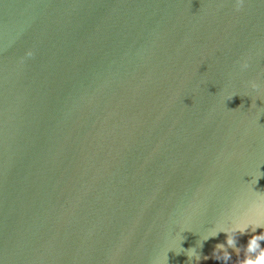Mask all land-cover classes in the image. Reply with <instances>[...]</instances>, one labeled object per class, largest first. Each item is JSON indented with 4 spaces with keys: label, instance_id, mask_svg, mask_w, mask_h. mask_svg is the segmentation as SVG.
<instances>
[{
    "label": "water",
    "instance_id": "95a60500",
    "mask_svg": "<svg viewBox=\"0 0 264 264\" xmlns=\"http://www.w3.org/2000/svg\"><path fill=\"white\" fill-rule=\"evenodd\" d=\"M233 5L0 0V264H225L207 229L264 202V177L247 183L264 172V0Z\"/></svg>",
    "mask_w": 264,
    "mask_h": 264
},
{
    "label": "clouds",
    "instance_id": "9594fccd",
    "mask_svg": "<svg viewBox=\"0 0 264 264\" xmlns=\"http://www.w3.org/2000/svg\"><path fill=\"white\" fill-rule=\"evenodd\" d=\"M245 4H246V0H234V5H233L234 10L237 13L241 12L244 9ZM34 57H35L34 50L29 49L28 51H26L25 56L22 57V61L29 59V58H34ZM235 63L239 66V69L241 71H247L251 67L249 63V59L247 58L243 60H237ZM250 86L253 90H258L260 87V85L257 84L254 80L250 82ZM236 95L237 94L235 93L230 95L228 97V100L232 99ZM256 107H257L256 100L253 99L251 108H256ZM261 111L264 112V108H262ZM262 116L257 117L258 124H260L259 121ZM259 171H260V168H259ZM260 173H261L260 176L251 177L252 179L250 180V182H247V183L251 184L253 180H255V185H256L259 179L264 177V172L260 171ZM255 207H256V211H255L253 218L248 219L247 222H241V217H235L231 220V223L228 226H224L221 223H216L212 228L207 229L206 232H209L211 234L203 238L202 242H200L199 247L202 248L204 241H207L208 239L213 238V237H217L221 232L226 233L227 234V241H226L227 246H225L224 243L216 244L214 247L213 256L215 259L223 260L225 264H227V262L231 260V253L228 251L229 248L233 249L237 255H239L241 251V249L237 247V239H236L237 233L244 234L249 230V228L251 229L252 233H256L258 229H264V202H260L256 204ZM184 231L185 229H181V232H184ZM183 239L184 237L181 238V243ZM261 242H264V232H261L258 235H255V234L252 235L248 241V244L245 250V258L239 260L237 264H264V246H262ZM181 243L179 246L180 251L176 252L177 255H179L181 252H185L189 258V261L193 260V258L197 262L200 261L201 255L200 253L197 252L196 247H192V248L185 250L181 247ZM168 252L164 254L163 262H161L160 258H156L152 261V264H168ZM208 258L209 257L207 256L203 257V259H208Z\"/></svg>",
    "mask_w": 264,
    "mask_h": 264
}]
</instances>
